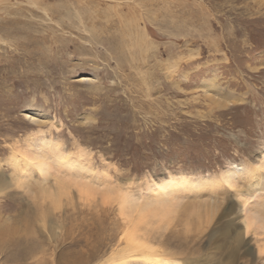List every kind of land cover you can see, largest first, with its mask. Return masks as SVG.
I'll return each mask as SVG.
<instances>
[{"label":"rangeland","instance_id":"obj_1","mask_svg":"<svg viewBox=\"0 0 264 264\" xmlns=\"http://www.w3.org/2000/svg\"><path fill=\"white\" fill-rule=\"evenodd\" d=\"M262 155L264 0H0V264H95L129 226L180 263L221 260L205 220ZM169 175L205 189L170 190L166 219L121 212L119 192L155 200Z\"/></svg>","mask_w":264,"mask_h":264},{"label":"bare ground","instance_id":"obj_2","mask_svg":"<svg viewBox=\"0 0 264 264\" xmlns=\"http://www.w3.org/2000/svg\"><path fill=\"white\" fill-rule=\"evenodd\" d=\"M36 156L37 157L34 158L37 162L36 169L40 170V173L43 175H49L51 168L50 165H48L47 158L41 155ZM262 156L263 160L261 165L259 167H254L250 172H247L249 173L248 177H250V183L245 189H235L237 184H235V178H232L231 175L223 178V181L234 189V199H232L231 202H229L230 204L228 207L223 209L220 213L219 211L217 213L210 211L205 220L208 225H211L215 219L217 220V226L211 230L209 235V245L206 251L209 252L213 250L216 254L221 255L222 259L215 261L213 258L214 261H212L211 256L209 257L208 254L204 256V263L202 264H254L261 256H264V211L261 212L255 210V207H249V203H251L253 199L256 200L255 194L258 191L259 186L263 183L264 155ZM75 157L72 154H66L59 150L54 153V162L60 169H65L70 172L80 169L86 172L88 168H85L83 166L84 163L82 164L80 160H78L81 156L77 158ZM31 166L34 167L35 164H31ZM253 174L258 177H255ZM70 179V181H74L73 185L78 188L79 194H85L86 192L89 193L91 190L89 182L83 184L80 177ZM0 185L7 188L10 185L9 179L0 178ZM200 186L201 188L205 187L203 180L200 181L187 176L175 177L169 175L168 178L157 183L154 186V189H151L154 194L153 197L157 195L155 200L142 202L136 200L128 193L119 192L118 198L121 204L120 210L123 214H126L128 209L139 210L138 212L140 215L142 214L141 219L143 221L146 220L145 218H148L149 215H152L154 218H161V220L166 219L175 208V203L179 201L178 198H170L169 200L170 194L168 192L170 190H190L199 188ZM53 224L54 223H52L51 220L49 228H51ZM128 228L130 230L125 234L124 238L122 237V240H119L118 243L116 242L117 244L115 243L116 248L111 249L106 256L104 255L105 257L100 256L102 258L100 260L98 259L99 261L95 264H128L136 261H142L145 262V264H184L178 262L176 259L173 260L170 257L168 258L166 254H162V252L158 251L151 243V236L148 237L147 234H140L141 231L135 227L130 228L129 226ZM49 234L52 237L56 236L52 230ZM260 238H263L262 241ZM97 256L99 255L94 254L93 260H96ZM195 262L198 261H193V259H191V262L189 263L196 264Z\"/></svg>","mask_w":264,"mask_h":264}]
</instances>
